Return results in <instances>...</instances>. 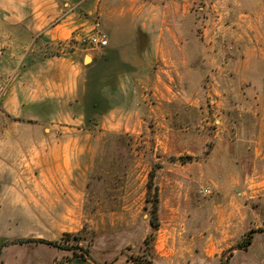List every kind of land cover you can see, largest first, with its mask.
I'll use <instances>...</instances> for the list:
<instances>
[{"label":"rangeland","instance_id":"rangeland-1","mask_svg":"<svg viewBox=\"0 0 264 264\" xmlns=\"http://www.w3.org/2000/svg\"><path fill=\"white\" fill-rule=\"evenodd\" d=\"M125 6L154 21L132 32L139 45L119 29L114 36L132 46H112L95 28L104 49L71 41L91 34L76 30L38 50L79 64L86 103L83 124L52 157L64 182L82 187L62 233L76 238L63 244L101 264L143 260L147 199L157 195L150 264H264V0ZM118 54L131 72L107 79ZM4 93L0 85V135L14 120Z\"/></svg>","mask_w":264,"mask_h":264},{"label":"crops","instance_id":"crops-1","mask_svg":"<svg viewBox=\"0 0 264 264\" xmlns=\"http://www.w3.org/2000/svg\"><path fill=\"white\" fill-rule=\"evenodd\" d=\"M125 2L0 0V85L5 87L1 103L3 111L17 119L0 135V264H101L46 243L28 242L59 241L72 217L71 205L82 197L76 194L81 185L65 183L64 171L51 166L55 151L67 141L66 131L84 122L86 103L77 97L80 67L38 50L65 42L76 30L95 28L109 33L112 46H132L114 36L119 29L131 31L130 41L139 45L132 32L147 30L154 21L145 17L143 8H127ZM117 56L112 60L116 75L107 79L131 72Z\"/></svg>","mask_w":264,"mask_h":264},{"label":"trees","instance_id":"trees-1","mask_svg":"<svg viewBox=\"0 0 264 264\" xmlns=\"http://www.w3.org/2000/svg\"><path fill=\"white\" fill-rule=\"evenodd\" d=\"M6 116L9 117V115H6ZM12 119H14V118H12ZM14 120H17V119H14ZM148 189H151V187H148ZM147 202H148V204L149 203L151 204L153 210L151 211L149 219H148L149 226H150L151 230L143 242L145 249H146V254L144 255L145 257L143 258V260H140L138 258H132V257L126 259L128 261H131L133 264H150V262H151V260L149 259V256H151V254H152L151 251L153 250V246H152L153 233L158 228V218H157L158 199H157V195H155V199H153L152 201L147 199ZM71 238L74 239L76 237L72 236L70 233H64L61 236V238L59 239V241L37 240V242L46 243V244L53 246V247H57L60 249L71 251L73 254L72 255L73 257H80V258L87 257L88 256L87 252L78 253L73 247L63 244L64 242L69 241ZM29 241H31V240H29ZM243 242L244 243L240 244V248L246 249L251 243V238L246 239Z\"/></svg>","mask_w":264,"mask_h":264},{"label":"built area","instance_id":"built-area-1","mask_svg":"<svg viewBox=\"0 0 264 264\" xmlns=\"http://www.w3.org/2000/svg\"><path fill=\"white\" fill-rule=\"evenodd\" d=\"M76 40L80 45L92 49L104 48L107 46L108 41L104 34L95 32L85 36H79L71 41Z\"/></svg>","mask_w":264,"mask_h":264}]
</instances>
